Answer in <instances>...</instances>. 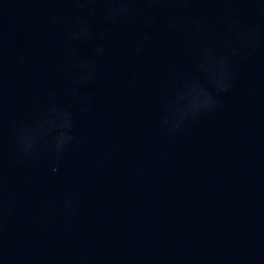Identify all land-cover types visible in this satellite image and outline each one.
<instances>
[{"label":"water","instance_id":"95a60500","mask_svg":"<svg viewBox=\"0 0 264 264\" xmlns=\"http://www.w3.org/2000/svg\"><path fill=\"white\" fill-rule=\"evenodd\" d=\"M0 264H264V0H0Z\"/></svg>","mask_w":264,"mask_h":264}]
</instances>
